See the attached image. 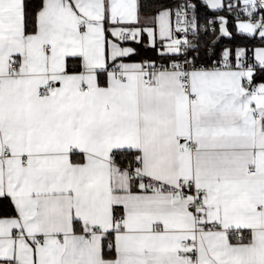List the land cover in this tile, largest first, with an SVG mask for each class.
Listing matches in <instances>:
<instances>
[{"label": "snow or ice", "instance_id": "obj_1", "mask_svg": "<svg viewBox=\"0 0 264 264\" xmlns=\"http://www.w3.org/2000/svg\"><path fill=\"white\" fill-rule=\"evenodd\" d=\"M144 8L0 0V264H264V0Z\"/></svg>", "mask_w": 264, "mask_h": 264}, {"label": "trees", "instance_id": "obj_2", "mask_svg": "<svg viewBox=\"0 0 264 264\" xmlns=\"http://www.w3.org/2000/svg\"><path fill=\"white\" fill-rule=\"evenodd\" d=\"M142 2L145 5L144 11L146 14H151L154 10H155V6L159 5V4H176L177 0H142ZM210 11V10H209ZM201 16H203V13H201ZM230 20V24L233 22V19H229ZM209 39H211V37H209ZM259 38L257 37V40ZM223 43L227 44L229 43V41L227 40V38H222ZM241 42V38L237 37V39L235 41H232V43H239ZM143 56H147V57H155V53L152 51H145L142 53Z\"/></svg>", "mask_w": 264, "mask_h": 264}, {"label": "built area", "instance_id": "obj_3", "mask_svg": "<svg viewBox=\"0 0 264 264\" xmlns=\"http://www.w3.org/2000/svg\"><path fill=\"white\" fill-rule=\"evenodd\" d=\"M184 2H185V0H177V3H184ZM234 2H235V0H234ZM229 19H233V18L230 16Z\"/></svg>", "mask_w": 264, "mask_h": 264}, {"label": "crops", "instance_id": "obj_4", "mask_svg": "<svg viewBox=\"0 0 264 264\" xmlns=\"http://www.w3.org/2000/svg\"><path fill=\"white\" fill-rule=\"evenodd\" d=\"M0 210H2V209H0Z\"/></svg>", "mask_w": 264, "mask_h": 264}]
</instances>
